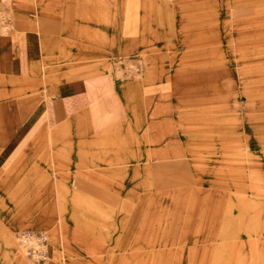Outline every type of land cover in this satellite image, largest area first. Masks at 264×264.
Wrapping results in <instances>:
<instances>
[{
  "label": "rangeland",
  "instance_id": "rangeland-1",
  "mask_svg": "<svg viewBox=\"0 0 264 264\" xmlns=\"http://www.w3.org/2000/svg\"><path fill=\"white\" fill-rule=\"evenodd\" d=\"M84 2L105 9L98 41L109 27L116 43L159 42L173 74L117 76L161 94L148 128L134 119L84 171L54 162L40 191L0 194V264H31L27 230L50 234L48 264H264V0ZM38 3L32 22L51 26ZM14 8L0 0V26Z\"/></svg>",
  "mask_w": 264,
  "mask_h": 264
},
{
  "label": "crops",
  "instance_id": "crops-1",
  "mask_svg": "<svg viewBox=\"0 0 264 264\" xmlns=\"http://www.w3.org/2000/svg\"><path fill=\"white\" fill-rule=\"evenodd\" d=\"M8 1L15 7L13 21L0 26L3 195L40 191L36 176L39 186L48 183L54 162L66 169L62 177L74 164L84 171L86 161L95 160L98 153L108 155L106 146L111 136L132 134L129 123L134 119L144 123L140 127L148 128L150 103L160 104L157 98L161 94H149L144 80L140 87L135 82L118 84L117 76H147L148 80L150 76L158 79L173 74L167 62L170 48L159 42L153 45L144 36H127L116 43L109 27L105 29L107 38L98 41V21L105 12L100 6L88 5L85 0H45L49 4L43 8L48 13L44 18L53 23L42 28L32 22L36 16L33 12L39 11H31L42 0ZM26 1L32 3L30 10ZM108 10L110 15L114 12L113 8ZM100 23L105 25L103 20ZM26 45L29 52L24 50ZM132 65L138 70L133 71ZM97 144L102 148L96 154ZM109 160L115 162L112 156ZM27 165L28 176L16 174Z\"/></svg>",
  "mask_w": 264,
  "mask_h": 264
},
{
  "label": "built area",
  "instance_id": "built-area-1",
  "mask_svg": "<svg viewBox=\"0 0 264 264\" xmlns=\"http://www.w3.org/2000/svg\"><path fill=\"white\" fill-rule=\"evenodd\" d=\"M18 245L25 258L33 264L50 261V234L45 230H27L18 234Z\"/></svg>",
  "mask_w": 264,
  "mask_h": 264
},
{
  "label": "bare ground",
  "instance_id": "bare-ground-1",
  "mask_svg": "<svg viewBox=\"0 0 264 264\" xmlns=\"http://www.w3.org/2000/svg\"><path fill=\"white\" fill-rule=\"evenodd\" d=\"M51 249H52V248L50 247V250H49V251H50V261H49L48 263H50V262H51V260H52ZM48 263H47V264H48Z\"/></svg>",
  "mask_w": 264,
  "mask_h": 264
}]
</instances>
